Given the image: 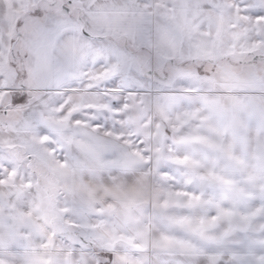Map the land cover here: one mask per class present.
Masks as SVG:
<instances>
[{"label": "snow or ice", "instance_id": "obj_1", "mask_svg": "<svg viewBox=\"0 0 264 264\" xmlns=\"http://www.w3.org/2000/svg\"><path fill=\"white\" fill-rule=\"evenodd\" d=\"M0 264H264V0H0Z\"/></svg>", "mask_w": 264, "mask_h": 264}]
</instances>
